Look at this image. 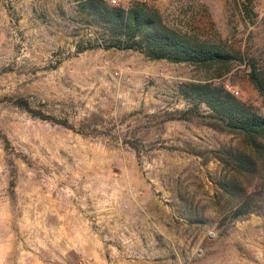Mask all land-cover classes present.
Listing matches in <instances>:
<instances>
[{
    "label": "rangeland",
    "instance_id": "374dc122",
    "mask_svg": "<svg viewBox=\"0 0 264 264\" xmlns=\"http://www.w3.org/2000/svg\"><path fill=\"white\" fill-rule=\"evenodd\" d=\"M104 1L236 59L221 71L105 50L72 0H0V264H264V213L232 216L264 197V157L240 175L225 154H248L243 139L185 94L212 82L264 116L248 77L264 78V0Z\"/></svg>",
    "mask_w": 264,
    "mask_h": 264
},
{
    "label": "trees",
    "instance_id": "16d2710c",
    "mask_svg": "<svg viewBox=\"0 0 264 264\" xmlns=\"http://www.w3.org/2000/svg\"><path fill=\"white\" fill-rule=\"evenodd\" d=\"M72 2L88 13L90 19L103 29V34L108 38L103 48L105 50L137 51L153 61L164 60L201 69L217 68L221 71H227L236 59L224 46L200 42L167 27L156 12L145 8L133 7L125 10L110 7L104 0ZM248 77L257 89L264 87V78L255 69H250ZM185 94L205 105L211 129L243 139L250 152L226 153L225 159L240 175L253 176L257 171V160L254 157H264V116L212 82L188 84ZM13 104L33 114L25 99H17ZM0 140L8 145L1 133ZM236 181V176L227 179L226 186L231 192L237 188ZM12 185L13 182L11 187ZM261 213H264L263 196L257 201L247 199L233 211L232 216L236 219Z\"/></svg>",
    "mask_w": 264,
    "mask_h": 264
}]
</instances>
